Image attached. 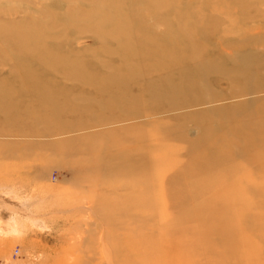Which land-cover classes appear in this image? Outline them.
I'll return each mask as SVG.
<instances>
[{"label":"rangeland","instance_id":"1","mask_svg":"<svg viewBox=\"0 0 264 264\" xmlns=\"http://www.w3.org/2000/svg\"><path fill=\"white\" fill-rule=\"evenodd\" d=\"M0 264H264V0H0Z\"/></svg>","mask_w":264,"mask_h":264},{"label":"bare ground","instance_id":"2","mask_svg":"<svg viewBox=\"0 0 264 264\" xmlns=\"http://www.w3.org/2000/svg\"><path fill=\"white\" fill-rule=\"evenodd\" d=\"M245 91L246 92H244V93H238V95H240V96L253 95V94H255L257 92L251 87H247V89Z\"/></svg>","mask_w":264,"mask_h":264}]
</instances>
